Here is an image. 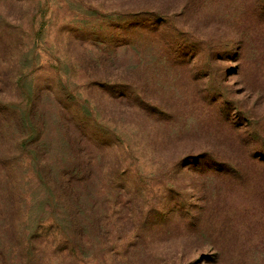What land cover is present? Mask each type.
Wrapping results in <instances>:
<instances>
[{"label": "rangeland", "instance_id": "obj_1", "mask_svg": "<svg viewBox=\"0 0 264 264\" xmlns=\"http://www.w3.org/2000/svg\"><path fill=\"white\" fill-rule=\"evenodd\" d=\"M0 1L3 12L8 6ZM166 1L178 21L174 39L195 45L196 54L187 55L189 68L177 60L182 66L168 69L157 35L150 66L137 75L141 94L115 103L109 92L115 77L125 65L132 71L137 59L133 46L116 42L124 22L117 20L115 0L26 3L18 55L25 72L52 95L38 103L43 141L54 158L67 154L59 151L64 132L53 98L61 87L91 107L89 120L107 139L91 151V158L98 156L99 182L107 186L119 178L118 185L134 188L129 212L119 217L120 240L132 234V244L147 242L152 264H264V0ZM204 154L246 164L234 170L211 162L202 171ZM176 158L186 176L171 167ZM172 184L181 186L188 207L169 219L167 205L160 204ZM150 210L157 212L148 222ZM82 264L103 263L100 255L87 254Z\"/></svg>", "mask_w": 264, "mask_h": 264}, {"label": "trees", "instance_id": "obj_2", "mask_svg": "<svg viewBox=\"0 0 264 264\" xmlns=\"http://www.w3.org/2000/svg\"><path fill=\"white\" fill-rule=\"evenodd\" d=\"M3 1L8 8L0 12V264H82L87 254L94 259L100 255L103 264H152L151 256L147 255V242L141 246L132 244L131 239H136L132 234L119 239L123 226H118L119 217L129 212L127 196L134 193V188L121 187L117 184L119 178L110 180L107 186L99 182L98 156L91 158V151L96 154L100 150L98 144H105L107 139L97 124H91V107L64 93L61 87L56 88L53 98L59 105L56 109L64 132L59 151L67 154L54 158L50 144L43 141L45 134L38 122V103L52 97L51 91L37 83L31 72H25L24 61L18 55L24 37L19 22L25 19L29 0ZM171 3L115 0L120 13L117 20L124 22L118 26L124 33L116 42L121 41L122 47L133 46L137 59L131 62L132 71L125 65L115 77L117 86L109 90L110 99H115L112 103L120 101L119 96L131 100L141 94L135 83L142 78L137 75L149 68L148 61L153 56L149 47L160 45L159 39L155 40L157 35L165 44V47L161 44L160 51L164 49L167 53L166 67L182 66L175 63L178 60L189 68L192 61L187 55L196 54L198 49L174 39L179 30L177 19L167 13ZM14 18L15 24L11 20ZM136 45L143 47L136 49ZM158 56L161 57L159 53ZM194 68L197 66H190ZM149 84L150 79L143 80V90ZM143 90L144 94L148 93ZM87 129L91 132L87 133ZM202 158L206 159L202 171L211 162H218L223 169L246 164L240 158L237 164L229 160L221 163L209 154ZM173 166L179 167L180 177L187 175L181 172L183 167L177 158L172 160ZM166 192L160 205H167L169 219L175 218L188 203L180 185L172 184L164 189ZM155 212H148V222ZM128 218L126 214L127 222ZM169 251L172 255V250ZM171 260L175 264L176 260Z\"/></svg>", "mask_w": 264, "mask_h": 264}]
</instances>
